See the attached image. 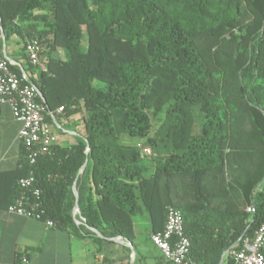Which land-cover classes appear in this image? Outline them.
<instances>
[{
    "label": "trees",
    "instance_id": "16d2710c",
    "mask_svg": "<svg viewBox=\"0 0 264 264\" xmlns=\"http://www.w3.org/2000/svg\"><path fill=\"white\" fill-rule=\"evenodd\" d=\"M0 28L22 42L45 121L80 115L84 131L34 163L22 145L17 170L0 174L6 207L23 194L40 220L99 243L132 242L137 213L160 231L173 207L193 260L231 264L224 253L264 222V0H0ZM30 172L38 198L18 184Z\"/></svg>",
    "mask_w": 264,
    "mask_h": 264
},
{
    "label": "crops",
    "instance_id": "0c3cea01",
    "mask_svg": "<svg viewBox=\"0 0 264 264\" xmlns=\"http://www.w3.org/2000/svg\"><path fill=\"white\" fill-rule=\"evenodd\" d=\"M21 46L22 42L11 36L2 51L18 66L27 67ZM61 54L62 50L58 49L56 55L59 57ZM23 72L29 75L28 70L23 69ZM60 111L56 110L58 114ZM20 127L21 122L14 118L9 106H1L0 174L12 173L19 167L22 144L17 134ZM50 128L56 136V143L62 146L75 143L76 138L84 133L80 115L69 118L60 116L58 121L50 124ZM10 187V180L0 177V264L12 261L19 264H164L160 250L150 240L152 233L148 215L143 240H140L137 225L133 222L131 251L125 243L108 238L99 243L79 228L51 226L46 221L8 211L1 197H8ZM73 216L76 225L82 224L79 212ZM227 252L224 256H228ZM22 258L25 260L22 261ZM225 261L224 257L220 264Z\"/></svg>",
    "mask_w": 264,
    "mask_h": 264
},
{
    "label": "built area",
    "instance_id": "2783aa9c",
    "mask_svg": "<svg viewBox=\"0 0 264 264\" xmlns=\"http://www.w3.org/2000/svg\"><path fill=\"white\" fill-rule=\"evenodd\" d=\"M40 45L37 40L28 41L26 54L29 62L39 68H45V59L40 54ZM18 66L3 52L0 55V107L8 105L15 119L21 122L17 138L28 152L30 163H34L38 154L49 151L56 143V136L51 131L50 124L45 121V107L36 103L38 92L29 82L28 76L21 70L19 76L12 70ZM20 67V66H18ZM21 68V67H20ZM62 107L57 110L60 111ZM153 153L147 146L141 149L140 157H149ZM34 177L32 172L21 177L18 184L25 191H31L35 198L39 197V190L33 187ZM38 203L31 208L24 205V195L13 199L8 206V211L39 219V214L34 212ZM247 212L254 211L251 205H246ZM48 225H54L47 221ZM150 240L161 252L164 264H200L189 256L190 241L184 233L183 218L180 210L168 207L165 214L162 230L150 235ZM264 222L258 225L250 236L241 237L228 249L231 264H264ZM25 258H22L24 261ZM8 264H19L12 261Z\"/></svg>",
    "mask_w": 264,
    "mask_h": 264
},
{
    "label": "water",
    "instance_id": "95a60500",
    "mask_svg": "<svg viewBox=\"0 0 264 264\" xmlns=\"http://www.w3.org/2000/svg\"><path fill=\"white\" fill-rule=\"evenodd\" d=\"M0 29H1V37L3 39V47H5L3 30H2V28H0ZM22 71H23V69H22ZM41 97H42V95H41ZM86 163H87V160L82 165L80 171L84 169V167L86 166ZM72 190H73V193H74V196H75V202H74V206H73V214H75L76 212H79L78 193H77V190L75 188V184L73 185ZM79 220H80V222L82 224L85 225L84 219L82 217L79 216ZM87 228L90 229L98 237H103L96 229H94L92 227H87ZM108 240L114 241V242H117V243H125L131 249V251H133V246H132L131 242L129 240H127V239H124V238L118 236V237L108 238Z\"/></svg>",
    "mask_w": 264,
    "mask_h": 264
},
{
    "label": "rangeland",
    "instance_id": "374dc122",
    "mask_svg": "<svg viewBox=\"0 0 264 264\" xmlns=\"http://www.w3.org/2000/svg\"><path fill=\"white\" fill-rule=\"evenodd\" d=\"M147 220V213H137L133 216V222L137 225L138 234L140 236V240H143L145 238V221Z\"/></svg>",
    "mask_w": 264,
    "mask_h": 264
}]
</instances>
